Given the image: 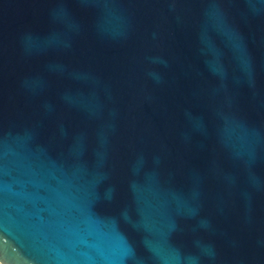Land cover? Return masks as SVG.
I'll use <instances>...</instances> for the list:
<instances>
[{
	"label": "water",
	"instance_id": "obj_1",
	"mask_svg": "<svg viewBox=\"0 0 264 264\" xmlns=\"http://www.w3.org/2000/svg\"><path fill=\"white\" fill-rule=\"evenodd\" d=\"M0 264H264V0H0Z\"/></svg>",
	"mask_w": 264,
	"mask_h": 264
}]
</instances>
